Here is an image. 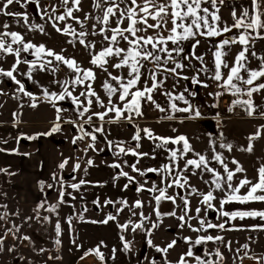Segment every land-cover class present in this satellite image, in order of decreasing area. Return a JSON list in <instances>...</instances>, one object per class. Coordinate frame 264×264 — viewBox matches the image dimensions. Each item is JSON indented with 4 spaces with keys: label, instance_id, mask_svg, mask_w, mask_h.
<instances>
[{
    "label": "rangeland",
    "instance_id": "374dc122",
    "mask_svg": "<svg viewBox=\"0 0 264 264\" xmlns=\"http://www.w3.org/2000/svg\"><path fill=\"white\" fill-rule=\"evenodd\" d=\"M0 3H3V0H0ZM92 4L93 0H81V11L74 12L73 15L83 19L87 13L98 14ZM70 6L72 5L69 4ZM53 7L57 9L55 13L52 11ZM39 8L40 11H47L51 14L53 19L55 15L63 11L61 0H40ZM8 11L26 12L28 25H42L44 31L30 29L22 19L17 23L14 17L0 15V32H19L23 35L25 42L36 45L43 44L46 49H51L66 58L75 59L81 68H92L96 73V80L92 83V87L107 104L108 98L102 88L103 82L108 79L107 73L90 63L91 55L88 49L80 45L78 41L75 44L70 43L72 37L57 32L53 27L52 20H49L48 16H42L35 4H28L26 8L13 4L9 6ZM5 23L9 25L8 29L3 28ZM57 23L61 28L65 26V23H71L77 31L86 30L90 33L94 21L90 19L84 29H81L80 25L73 20ZM111 26H116L114 21ZM123 26H127V21ZM87 39L96 45L92 50L93 53L107 46V42L101 43L102 37L100 36L89 35ZM119 46L127 47V44L120 41ZM15 59L14 55L0 54V68L11 69ZM20 59L31 61L35 57L30 53L22 52ZM45 59L52 58L45 57ZM115 62H117V58L110 59L106 66L108 72L113 75L126 76L128 71L126 68L117 70L111 66ZM55 65L56 62H54ZM28 67L27 64L21 63L14 75L24 85L25 91L32 93L31 97L19 92V86L14 81L0 76V132H6L5 136L17 134L20 130L49 132L57 123L60 125V130L49 135L47 139L53 153L50 166L52 174H50L51 178L46 181L47 183L42 184L43 197L33 204L0 206V217H2L0 218V237L4 238L3 244L0 245V264H93L96 260L92 258V254H97L91 250L97 248L104 256L103 264H151L152 260L158 264H164L162 253L157 252L152 245L165 247L168 237L181 240L182 237L193 238V236L202 233L204 236L213 234V237H222V240H214L217 241L216 248L217 250L221 249L230 257L227 259L224 254L220 253L223 257L220 259L216 253L209 252V247L207 248L208 254L211 256L209 260L213 261V264H238L239 262L240 264H260V260L255 256L264 254V229L257 227L253 230V228L262 225L263 220L258 217L254 218L257 220L253 222L256 225L252 223L253 225L250 226L251 219L249 218L229 220L227 217L219 215L214 209L220 208V200L226 195V192L220 190L213 192L216 197L212 201L214 209H208L201 201L202 194L214 188V185L211 184V174L204 172L201 175L199 170L191 169L182 171V175L188 180L184 188L167 187L171 179L175 178L176 171L183 170L184 161L196 158L195 153L205 155L210 160L215 153H220L229 169L234 170L236 167L232 163L233 160L238 161L241 166L239 160L249 158L246 157L248 156L247 151L242 150L246 149L244 134L254 132V124L246 125V127L242 118H234L237 116L233 115L230 117L226 115L223 120H217L214 123L212 121L200 123L199 120L151 121L146 120L142 115L133 116L131 122L125 119L109 122L114 119L113 113H109L104 121L93 116L91 124L84 123L92 113L104 111L95 103L94 98L89 112L81 118L77 111V105L73 103L71 97L66 96L64 100L52 101L44 96V89H47L49 93L55 92L59 95L63 94L67 87L73 96H78L80 101H84L86 105L85 97L80 96V93L86 90V85H72L71 83L66 85L64 83L65 81L70 82L74 78L72 70L59 64L58 70L55 72L34 70L31 79H29L26 75ZM112 99L114 103L123 106L117 97L114 96ZM83 106H80L81 111ZM51 124L54 125L50 127ZM80 124H83L87 132H92L95 127L103 125L104 132L97 133V140L94 142L95 149L90 148L82 160L75 161L74 156L80 151V144L78 141L74 144L73 139L79 133L77 125ZM255 127L259 132L261 131L258 126ZM137 128L149 129L155 137L185 136L193 151L179 160V169L173 171L172 177H168V173H163L162 176L151 172L141 176L133 171L131 165L136 164V167L142 171L148 168L160 169L170 163L168 150L179 148L181 145L169 143L162 148L157 147L161 141L149 139L143 131L140 132L141 139L137 142L133 140ZM3 137L0 135V141ZM246 137L247 135H245ZM22 138V144L31 140L27 137ZM108 141L113 142L111 147L107 143ZM121 142L126 150L131 148L148 155L138 158L130 153H119L116 145ZM221 144H231V151L221 147ZM0 150L2 149L0 148ZM257 150L260 151V149ZM252 153L253 151L249 152V156H252ZM64 160H67L68 163L64 169H61L59 165ZM89 160L93 162L92 165L88 164ZM137 160H139L138 163ZM77 163L80 164V169L73 171L74 165ZM117 163L120 164V168L111 167ZM0 165H5L1 159ZM15 165V167L18 165L16 159ZM210 167L223 174V167L216 161L212 160ZM242 167L244 172L235 175L233 186L245 177L253 183L257 181L258 172L255 168L256 174L253 173V169H250L251 167L243 165ZM121 171L127 172L135 180L129 182L127 177L119 175ZM12 178L13 181L19 179L18 173ZM81 180L86 183L79 189L70 187L71 184L79 183ZM205 181H209V183H205ZM126 184L127 188H125ZM141 185H143V190L137 191ZM154 186L157 189L167 188V195L176 197L175 203L170 200H161L159 204L160 216L155 213L157 208L155 196L159 192L147 190ZM192 189H196V191L193 192ZM2 190L6 191L3 188ZM247 190V187L242 188L240 194H245ZM61 191L64 192L63 202L60 199ZM12 193L15 192L11 191ZM182 197H187L189 201L187 215L184 212ZM137 200L143 203L142 208L134 207ZM107 201L112 203H107ZM121 201H127V206ZM41 204L43 207H39ZM52 206H56L55 211L50 210ZM251 207L243 204H225L223 210L227 211L228 209L231 212L247 210ZM197 208L201 209L199 215L195 211ZM141 212L144 217H147L144 220V228L132 231V224L139 223L141 220ZM172 212H175L176 215H169ZM109 215L116 219L103 223ZM182 215L185 216L183 221L179 219ZM69 218H71V223H69ZM200 219L205 220V223H224L225 227L224 229L209 228L206 231L203 229L199 232L193 231V228L201 227ZM129 221L132 223L127 229L120 227ZM57 223L60 225L59 233L57 232ZM153 224H156L157 227L153 228ZM181 224L184 226L181 227ZM9 229H12L11 233L8 231ZM25 236L29 239L24 240ZM148 240L152 241V245L148 244ZM126 242L129 245L127 250L124 248ZM244 245H248L247 249L243 247ZM42 249L43 251H41ZM237 249L240 251L238 252ZM242 250L252 254L248 253L242 257ZM176 252L178 253V250ZM97 263L100 264L98 260Z\"/></svg>",
    "mask_w": 264,
    "mask_h": 264
},
{
    "label": "snow or ice",
    "instance_id": "6c2138e0",
    "mask_svg": "<svg viewBox=\"0 0 264 264\" xmlns=\"http://www.w3.org/2000/svg\"><path fill=\"white\" fill-rule=\"evenodd\" d=\"M224 0H93L92 7L97 11L98 14L92 15L91 13L85 14L83 19L80 17L74 16V12L81 11V0H61V6L63 11L55 15L54 19L51 14L47 11H40L39 4L40 0H3V3H0V15L11 16L16 18V22L19 23L22 19L25 25H28V15L26 12H10L8 11L9 6L13 4H18L21 8H26L28 4H35L38 12L42 16H48L49 20H52L53 27H55L57 32L65 34L72 37L73 39L70 43L75 44L77 41L84 48L88 49L91 55L90 63L103 70L107 73L108 79H106L102 88L104 89L108 102L105 104L104 100L97 94L93 89L92 83L96 80V73L92 68H81L75 59L66 58L62 54L56 53L51 49H46L45 45H36L31 42H25L23 35L15 31H4L0 32V54H9L15 56V63L12 65L11 69L5 70L0 68V76L7 77L14 81L19 87L18 91L23 92L27 96H32V93L26 92L24 85L20 80L16 78L14 73L16 72L18 66L21 63L27 64L28 71L26 73L27 77L31 79L34 70L48 71L53 72L58 70V65L63 64L67 66L68 69L72 70L74 78L69 82L65 81L67 85L71 83L72 85H86V90L80 93V96H84L86 99V105L84 101H80L78 96H73L72 92L68 91L65 87L63 94H57L55 92L49 93L47 89H44V96L52 101L64 100L67 97H71L74 104L77 105V111L81 118L84 117L85 113H88L91 106L93 105V98L95 103L104 109V111L94 112L88 116L87 120L84 123L91 124L92 117L96 116L100 121H104L105 117L109 113L114 114V119L109 122H117L121 119H125L128 122L133 120V116L143 115L141 108L142 102H151L159 111L164 112L165 109L161 108L159 104H156L153 99L152 93L157 89L163 87V80L158 77L164 73L173 74L179 76L180 73L178 69H184L185 64L183 62L177 61L176 56L184 52L182 47L183 42L185 41H194L193 48L198 46L201 41L199 37L204 38H215L221 37L225 33H231L233 29L238 30V36H230L221 40L215 47L213 52V63L215 67L214 74L212 79L217 82V86L223 88L225 92H230L233 96H243L246 95L248 99H235L233 100V105H242L245 107V110L248 112V115H254L256 112V107L252 100L254 93H259L261 90H264V82H259L261 78H264V56H258L256 51H251V56L256 58L259 61V67L252 69L248 67V54L250 49L255 44L256 40H264V0H251V8H244L239 16L235 9L231 12L233 23L229 26L224 24L221 27V16L220 8L218 5H223ZM69 4L72 6L69 7ZM124 7H121V5ZM210 5L211 8L204 6ZM51 6V5H50ZM53 13L57 11L55 7L52 8ZM94 21L92 24V31L89 33L86 30L77 31L71 23H65L63 28L59 27L57 22H66L68 20H73L80 25L81 29H84L89 20ZM115 22V27H112V22ZM127 21V26L122 27ZM151 21V22H150ZM30 29H39L41 32L44 31L43 26L39 24L28 25ZM4 29H8V24H3ZM98 28V30H97ZM165 30L167 34L165 35ZM151 31V34L149 32ZM100 36L102 37L103 42H107V46L102 47L98 52L93 53L92 50L95 49L96 45L94 42L89 41L87 37ZM120 41H124L127 44V47H120ZM174 45L175 47L169 48V44ZM234 44L241 45V50L237 53L234 58L233 64L230 66L226 61L225 57L227 56V51L230 50L231 46ZM16 45V47H14ZM30 53L35 57V59L29 61L27 59L21 60V53ZM161 53L164 55L162 56ZM173 53L176 55L174 56ZM45 57H51L52 59H45ZM117 58V62L113 63L111 66L114 69H127V75H113L111 72H108L107 65L110 62L111 58ZM187 57H185L186 59ZM195 59L203 62V56H196ZM54 62L56 65L54 66ZM149 62L152 64V68L146 69L145 63ZM171 62L174 64V67L168 68V63ZM142 69H145L152 83L151 86H148L147 80L143 81V86L141 87L142 82ZM224 69H227L226 78L223 75ZM204 72H207V68L201 69ZM242 73L247 74V78ZM183 79L187 80L189 77L184 76ZM193 83L199 84L201 81L197 77L191 78ZM115 82V83H113ZM56 83H59L56 81ZM207 87V85H204ZM223 93H217L221 95ZM171 103L170 108L175 112H185V113H194L192 118L199 117V110L194 109V106L191 105L185 98L184 94L181 93L177 96H173L171 92H165ZM117 97V100L123 104L121 107L120 104L113 102V97ZM35 99V97H33ZM175 100L184 101L187 104V107L179 108L174 102ZM84 105L82 111L80 106ZM35 106V104H33ZM231 110V109H230ZM127 113V115H126ZM261 115H264V112H261ZM171 119V117H168ZM75 123V122H72ZM80 134L74 137L73 143L75 144L78 140L84 139L86 136L90 137L93 141L88 147L95 149V141L97 140V133H103V125L100 127H95L94 131L87 132L83 124L77 125ZM60 130L59 123L55 124L52 129L47 133H42L38 135H52L53 133ZM143 131L149 139L160 140L161 143L157 147H164L165 145L171 143L174 145H181L179 148L169 149L170 152L169 164H165L162 168H148L146 170H141L136 167V164L131 165L133 171L139 173L141 176L146 175L147 173H158L163 176V173H168V177H172L173 171L179 169V160L183 159L187 154L192 150L191 145L188 139L185 136H178L175 138H166V137H155L149 129H139L137 128L136 134L133 136V140L139 141L141 139L140 132ZM260 132L258 131L253 136L249 137V140L256 139L259 137ZM27 139H36V136L27 137ZM111 147L113 142H107ZM119 153L132 154L136 157H142L148 155L147 153H139L135 149H125L121 144L116 145ZM139 147V144H137ZM221 147L231 151V144H221ZM243 151L251 152L252 145ZM196 158L186 159L184 161L183 170L176 171L175 178H172L167 187H179L184 188L187 184V177L182 175V171L187 170H199L201 175L204 172L211 174L212 180L211 184L214 185V188L208 191L205 194H202V203L207 206L208 209H214L212 201L216 199L213 195L215 190H220L226 192V195L223 199L220 200V208L214 209L219 215L227 217L229 220H244L245 218H260L264 220V210H235V211H224V205L229 203H239V204H248L252 202H264V166L258 169V178L255 183L251 180L241 179L238 184L233 186V179L237 173L244 172L242 166L239 165L238 161L233 160L232 163L236 165L235 169H229L228 164L224 162L222 154L215 153L211 160L205 155L200 153H195ZM214 160L223 167V174L216 170L213 167H210L211 161ZM139 160H137V163ZM67 160H64L60 163L59 168L64 169ZM92 161L89 160L88 164L92 165ZM111 167L120 168V164H113ZM80 169V164L77 163L74 165L73 171ZM6 171V170H5ZM120 176L127 177L129 182L135 180L134 177L129 176L127 172L121 171ZM55 179V176H53ZM167 179V177H165ZM183 181V182H182ZM86 183L84 180H81L79 183L71 184L70 187L73 189H79L81 185ZM209 183V181H205ZM52 187V185H49ZM128 185H125L127 188ZM247 187L248 190L245 194L241 195L240 191L242 188ZM143 190V185L137 188V191ZM150 192H159L155 196V202L157 208L155 213L157 216H160L159 204L161 200H170L175 203L176 197L167 195V188L157 189L155 186L153 188L147 189ZM193 192L196 189H192ZM64 192L61 191L60 199L63 202ZM184 203V212L187 215L189 211V201L187 197H182ZM98 203V202H97ZM107 203H112L107 201ZM122 204L127 206V201H121ZM43 207V204L39 205ZM56 206L50 208L51 211H55ZM134 207L142 208L143 203L140 200L135 202ZM122 211V209H120ZM197 215L201 212L200 208L196 210ZM135 214V213H133ZM169 215L175 216L176 213L172 212ZM141 220L139 223L132 224V231L136 229L144 228V220L147 217H144L143 213H140ZM2 218V217H0ZM82 218V217H81ZM30 219V218H29ZM116 217L109 215L103 223H107L108 220H115ZM179 219L183 221L185 216H180ZM69 223H71V218H69ZM132 222L121 225L123 229H127L129 224ZM200 228H193V231L207 230L209 228H220L224 229L225 224H212L205 223V220L200 219ZM227 223V221H225ZM181 227L184 225L181 224ZM57 232L59 233L60 225L57 223ZM153 228L157 227L156 224L152 225ZM191 227V225H189ZM257 227L264 229V225L254 226L253 230ZM17 231L19 229H16ZM10 233L12 229L8 230ZM24 240H28L29 237H23ZM186 240L190 238H185ZM222 237H213L211 235L199 237L194 241V245H201L204 241L212 240H222ZM4 242V238L0 237V245ZM59 243V240H57ZM148 244L152 245V241L148 240ZM176 244V241L173 240L171 243L167 244L166 247H155L156 251L159 253H167L169 249L173 248ZM247 249L248 245L243 246ZM125 250L129 248L128 243L124 244ZM43 251V249L41 250ZM94 251L101 260L104 259L102 253L99 252V249L91 250ZM239 252L240 249H237ZM206 255H210L207 254ZM216 255L223 259L219 251L216 252ZM187 257H194L196 264H213V261L208 259H202L200 256H194V253L191 248L181 255L177 264H189ZM151 264H156L155 260L151 261Z\"/></svg>",
    "mask_w": 264,
    "mask_h": 264
},
{
    "label": "crops",
    "instance_id": "0c3cea01",
    "mask_svg": "<svg viewBox=\"0 0 264 264\" xmlns=\"http://www.w3.org/2000/svg\"><path fill=\"white\" fill-rule=\"evenodd\" d=\"M204 6L211 8L210 5ZM218 6L220 8L219 14L222 20L220 26L223 27L224 24L230 26L233 23L231 16V12L233 11V9H235L237 16H239L244 8H251V0H224L223 5ZM121 7H124V5L122 4ZM149 34H151V31L149 32ZM164 34H167L166 30ZM238 35V30L233 29L231 33H225L221 37H199L201 43L195 48H193L194 41L183 42L182 47L184 48V52L176 56V59L177 61L183 62L185 64V68L177 70L180 73L179 76L168 73H164L163 75L159 76L158 78L163 80V87L157 89L152 93L153 99L155 100L156 104H159L161 108L165 109V111H159L151 102H142L141 111L143 113L142 117L146 120L151 121L199 120L200 123H208L209 121H212L214 123L217 120H223L226 115L230 117L233 114L234 109L240 106L244 110V114L234 118H242L243 124L245 126L254 124V132H252L251 134H244V140L246 141L245 147L247 148L249 144L252 145V156H249V152H247L248 156L246 157L249 158H244L239 161L241 163V166H249V168L251 167L250 169H253V173H255L254 168L258 172V169L264 166V115H261V112H264V90H261V92L259 93L253 94L252 100L256 107V112L254 115L250 116L248 115V112L245 110L244 106L239 104L235 106L233 105V100L237 98L245 100L248 99L246 95L240 97L233 96L230 92H225L223 88L218 87L217 82L212 79V75L215 71L213 63V52L215 51L216 45L225 38ZM172 47L175 46L171 45L170 43L169 48ZM240 50L241 45L239 44L232 45L230 50L225 49V51H227V56L225 57V59L230 66L233 64L234 58ZM252 50L256 51L258 56H264V40H256L255 44L252 46L248 54V67L255 69L259 67V61L251 56ZM161 55L163 56L164 54L161 53ZM173 55L175 56L176 54L173 53ZM196 56H203V62L195 59ZM185 57L187 58L185 59ZM144 63L146 69L152 68L151 63ZM167 67H174V64L169 62ZM203 68H207L208 71H202L201 69ZM141 71L143 75L140 86H143L144 80H147L148 86H151L152 81L149 78L147 72L145 71V69H142ZM222 71L224 77L226 78L228 74L227 69H224ZM242 74L245 75V78H247L246 73ZM184 76L189 77V79H183ZM192 77H197L201 81V83H193L191 79ZM259 82H264V78H261L258 83ZM205 84L207 85V87L204 86ZM165 92H171L173 96H177L183 93L186 100L194 106V109L199 110L200 116L192 118L194 113H185L179 111L174 112L170 108V105L171 103H173V101L170 100L166 95H164ZM217 93L223 94L217 95ZM174 102L179 108L188 106L184 101L181 100H175ZM168 117H171V119H169ZM52 125L54 124H51V126H49L52 127ZM255 126H258V128L261 130L260 135L256 139L250 141L248 140L249 137L258 132ZM42 133L47 132H42L40 130L32 132L20 130L19 133H14L8 136H5L6 132H0V135L4 136L0 141V148L2 149L0 150V159L1 161L5 162V165H0V206L7 204H33L37 203L38 200L43 197L42 184L47 183L46 181L51 178L50 174H52V169L50 168V166L53 153L51 152L47 140L49 138V135H38ZM245 135H247L246 138ZM31 136H36V139H31L24 144L21 143L23 139L22 137ZM10 143H12L13 145H9ZM257 149H260V151H258ZM15 159L18 162L17 167H15ZM17 173L19 179L13 181L12 176L16 175ZM2 188L9 192V194H7L6 191H3ZM11 191L15 193L11 194ZM230 204L239 203H229L226 205ZM243 205H249L250 207L252 206L247 210H264V202H252ZM249 219H251L250 226L253 224L256 225V223H253L254 221H257L256 219L250 217ZM244 223L246 224V222ZM261 224L264 225V220ZM208 235L213 236V234H207L206 236ZM202 236H204L203 233L193 236V238H190L188 240L183 237L181 238V240L168 237L165 241L166 245L171 243L173 240L176 241V244L173 248L169 249L167 253H162L164 264H177L181 255L186 253L189 248L192 249L194 256H200L202 259L209 260L211 258L210 255H206V253L208 254L207 248L209 247V252L216 253L217 251H219V253L224 254L225 258L230 259V257L226 255V253L221 249L217 250V241H204L201 245H194V241ZM176 250H178V253L176 252ZM243 251L244 250L241 251L242 257L246 254L248 255L249 252L245 253ZM255 257L260 260V264H264V254H256ZM186 259L188 260L189 264H196L194 257H187ZM156 264L158 263L156 262ZM238 264H240V262Z\"/></svg>",
    "mask_w": 264,
    "mask_h": 264
},
{
    "label": "built area",
    "instance_id": "2783aa9c",
    "mask_svg": "<svg viewBox=\"0 0 264 264\" xmlns=\"http://www.w3.org/2000/svg\"><path fill=\"white\" fill-rule=\"evenodd\" d=\"M243 114V110L240 107H237L234 112H233V116H239ZM80 134V132L78 133V135ZM79 144H80V151L74 156V160L75 161H79L83 159L84 154L90 150V148L88 147L91 144V138L90 137H85L82 140H78ZM92 258H94L96 261H94L95 263L93 264H99L97 263V260L100 262V264H103V260H101L100 258H98L97 255L92 254Z\"/></svg>",
    "mask_w": 264,
    "mask_h": 264
},
{
    "label": "bare ground",
    "instance_id": "6f19581e",
    "mask_svg": "<svg viewBox=\"0 0 264 264\" xmlns=\"http://www.w3.org/2000/svg\"><path fill=\"white\" fill-rule=\"evenodd\" d=\"M241 108V107H240ZM242 109V108H241ZM243 110V109H242ZM243 113H244V111H243ZM243 115V114H242Z\"/></svg>",
    "mask_w": 264,
    "mask_h": 264
}]
</instances>
